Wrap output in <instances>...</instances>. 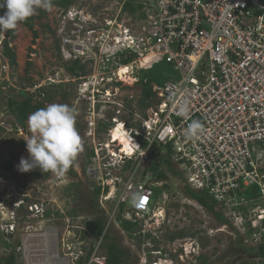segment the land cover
Returning <instances> with one entry per match:
<instances>
[{
    "label": "built area",
    "instance_id": "2783aa9c",
    "mask_svg": "<svg viewBox=\"0 0 264 264\" xmlns=\"http://www.w3.org/2000/svg\"><path fill=\"white\" fill-rule=\"evenodd\" d=\"M143 5V21L120 32L129 41L118 45L117 35L110 45L114 51L100 49L112 69L103 70L98 84H117L113 79L122 66H135L134 83L149 80L139 77L144 64L167 62L177 75L163 85L152 81L155 101L144 112L117 101L107 88L91 89L92 115L95 99L110 94L102 101L110 118L100 107L99 117L86 121L84 137L94 141V156L83 167L89 181L101 188L99 197L115 202L107 223L118 224L122 205L125 220L142 225V219L156 218L158 198L166 196L156 197V190L169 186L158 179L162 168L157 160L170 155L183 188L205 193L228 223L210 233L230 227L245 246L258 248L264 244V0H145ZM119 18L107 26L120 25ZM95 32L90 29L88 35ZM78 46L82 51H72L67 60L86 54V47ZM87 84L82 83L81 92ZM185 105L188 111L182 112ZM192 120L203 125L198 138L185 131ZM104 124L109 127L103 129ZM119 128L128 150L114 137ZM136 193L146 194L141 207L129 202ZM57 257L61 264H79V259ZM41 259L31 261L40 264ZM251 264H264V258H253Z\"/></svg>",
    "mask_w": 264,
    "mask_h": 264
},
{
    "label": "rangeland",
    "instance_id": "374dc122",
    "mask_svg": "<svg viewBox=\"0 0 264 264\" xmlns=\"http://www.w3.org/2000/svg\"><path fill=\"white\" fill-rule=\"evenodd\" d=\"M125 1L78 0L70 11H64L55 6L48 9L40 7L44 16L35 21L36 38L33 32L21 24L13 29V32L8 30L0 33V152H5L9 156L10 151L15 156L12 160L13 173L19 178V185H16L12 180L2 177L0 171V259L14 252L17 256L16 264H26L27 252H30L32 260V257L36 259L42 257L43 252L39 251L56 249L60 258L68 256L73 262H77V259L81 257L84 259L82 264H106V250L102 246L103 238L94 239L87 228L88 223L95 217L92 206L95 200L92 194L96 185L85 176L83 167L88 160L90 147H94V141L84 137L86 121L91 118L96 120L100 107L102 111H108L107 105L102 104V101L106 100L104 97L110 94L95 99L96 104L93 110L95 114L92 115V111H89L91 105L84 100L87 92L84 90L85 93L82 94L81 90L82 83L87 81V87L92 84L98 90L107 88L114 93L110 92L112 97L115 95L117 101L127 102L128 100L127 105L129 103L137 107L140 93L138 83L125 82L119 75L113 79L114 82L120 83L119 85L97 84L102 83L98 76L104 72L103 70L106 67L108 70L112 69V62H109L111 64L109 66L100 49H103L105 53L114 51L116 48L110 46L113 38L118 35L122 39L123 34L120 32L124 27L134 25L135 29L143 21L142 10L138 11L135 17L128 12H121ZM138 1L140 2L137 0L132 4L135 5ZM117 15H120L118 22L120 25L115 28L108 27L107 22L115 20ZM93 28L96 32L88 35V31ZM12 36H14L13 39H11ZM102 38L103 40H100ZM5 39L10 40V47L16 53L15 67H11L9 61L3 56ZM81 40L83 42H80ZM68 41L70 43L66 44ZM122 42L127 43L125 37ZM78 45L86 47L84 53L88 50L84 56L81 55L78 58L81 64L86 65L85 74L82 76H75L68 70L75 61L67 60L70 59L69 54H73L72 51L76 54L75 50L82 51ZM137 66L139 68L141 63L138 62ZM125 67L131 77V71L135 69V66ZM143 75L157 85H163L172 76L177 75V72L169 63L159 62L151 65L144 64L139 77ZM59 85H61L60 88ZM39 89L51 93L54 97L52 103L67 104L73 108L76 121L83 127L81 137L83 147L77 157L76 165L77 177H70L66 173L58 177L49 173L47 179L35 178L32 171L21 173L18 170L21 158H28L25 141L33 133L29 129L28 121L25 128L17 124L9 110V101L21 100L20 92L31 95ZM61 92L66 95L65 98ZM36 99L42 98L36 96L34 100ZM106 113L110 118L111 112ZM117 133L118 130L114 132L116 139H118ZM11 145L15 147L11 148ZM167 182L169 185L167 189L165 187L156 190V197L161 191L166 192V196L160 195L158 198L160 215L155 209L157 216L153 221L142 219L143 232L138 233L136 239L122 232L116 222L106 225L104 233L111 229L119 238L122 248L126 251L127 264L252 263L253 256H250L251 252L247 250L249 246H245L243 239H240L241 237L236 235L233 229L226 227L219 234H210L222 223L217 222L212 213L200 209L195 204L193 206L187 200L182 192L181 180L170 175ZM129 200H126L127 205L131 202ZM96 203L108 222V215L116 208L115 202L112 198L109 201H103L100 196L99 202ZM48 212L50 215L46 216ZM12 224L13 226H10ZM47 230H53L55 233L50 237L51 242L47 241V236V238H33V243H29L31 249L28 251L25 247L26 249L23 250L26 237H37L46 233ZM178 234L183 238L169 240L170 237ZM145 235L150 237L144 238ZM5 243L9 245V248L5 247ZM43 243L48 246V249L42 247ZM188 244L192 245L190 254L186 253ZM55 261H57L56 264H61L58 260H54L53 264ZM49 264H51L50 260Z\"/></svg>",
    "mask_w": 264,
    "mask_h": 264
},
{
    "label": "trees",
    "instance_id": "16d2710c",
    "mask_svg": "<svg viewBox=\"0 0 264 264\" xmlns=\"http://www.w3.org/2000/svg\"><path fill=\"white\" fill-rule=\"evenodd\" d=\"M78 0H51V5L55 7L62 8L64 11H68L70 8H72L74 3ZM137 0H128L123 7V12H128L133 17L136 16V13L138 11H141L144 8L143 3L138 1L137 4H132V2H135ZM4 9H0L1 15L3 14ZM37 14H33L30 16L25 22L21 23L24 27L28 28L31 32H33L34 38L37 37V32L34 31V25L35 21L38 19H41L44 16V12L41 10L40 7H37L36 11ZM13 32V30H10ZM14 36L11 37L13 39ZM3 56L5 59L9 61V64L11 67H15L17 65L16 63V53L15 51L10 47V40L5 39L3 41ZM130 58L124 59L122 61L123 64H128L130 62ZM81 61L79 59L75 60L72 67H70L68 70L75 76H82L85 74L86 65L83 63H80ZM120 83H117L116 85H119ZM140 87V93H139V99L137 103V107L140 111L144 112L147 108L151 107L153 102L155 101V94L153 92L152 88V81L148 80L145 82L144 80H141L138 83ZM61 85H59V88ZM63 98H65L66 95H64L63 92H61ZM21 100H10L9 101V110L14 115L16 122L18 125H20L22 128L26 127V123L28 121L29 115L36 111L39 108L46 107L48 104L52 103L54 101V97L51 95L50 92H47L44 89H39L36 91V93H32L31 95H28V93L20 92ZM39 96V98H42L41 100H34V97ZM128 102V100H127ZM128 106L130 107V104L128 103ZM76 127L82 137V131L83 127L77 122ZM109 125L104 124L103 129L108 128ZM15 147V145H11V148ZM10 155L7 156L5 152H0V171L2 172V177L8 178L15 182L16 185H19V178L14 175V164L12 160L15 158V156L9 151ZM88 159H91L94 156L93 151H88ZM77 159L74 162L73 166L68 170L67 174L70 177H77L78 174L74 170V166L77 163ZM157 162L159 163L158 166L162 168L161 173L158 176L159 180H168V175L172 174L175 178L180 179L179 173L175 170L173 164L171 163V156L170 155H162ZM32 175L37 177H43L45 179L48 178L49 173H43L39 169L32 170ZM166 189L168 186H165ZM164 187V188H165ZM164 192L161 191L160 194ZM183 194L187 198L194 199V201L199 202L202 206H204L210 213L213 214L215 219L219 223L228 224L225 223L222 219V214L220 211L215 209V205L209 200V198L206 196L205 193H199V192H193L188 187H184L182 190ZM101 193V188L98 187L94 190L93 196H94V202L92 203V206L94 208V219L90 221L87 225V228L89 232L91 233L92 237L94 239L98 240L103 238L104 244L102 245L103 248L106 250V264H127L126 260V251L122 248V245L120 244L119 238L114 235V233L110 230H107L105 233V228L107 225V220L105 219V214L103 211L99 210V205H97L96 202H98L99 195ZM124 206L122 205L120 210V214L118 216V225L122 232H124L128 237L130 238H137V234L142 231V225L140 222L134 223L128 220H125L122 217V213L124 212ZM50 212L46 213V216H49ZM150 237L149 235H145L144 238ZM183 238L181 235H175L173 237H170V241H174L175 239ZM240 238V237H239ZM242 239V238H240ZM5 247L9 248V245L5 243ZM251 254L254 252L258 254L261 258H264V244L259 246L256 249H250ZM16 253L11 252L10 255L6 258L0 259V264H16ZM84 259H81L79 261L80 264L84 263ZM243 264H251V263H243Z\"/></svg>",
    "mask_w": 264,
    "mask_h": 264
},
{
    "label": "clouds",
    "instance_id": "9594fccd",
    "mask_svg": "<svg viewBox=\"0 0 264 264\" xmlns=\"http://www.w3.org/2000/svg\"><path fill=\"white\" fill-rule=\"evenodd\" d=\"M141 2L144 3V0ZM51 6V0H0V9H4L3 14L0 15V33L16 29L19 24L25 22L35 13L37 7L48 9ZM123 7L124 5L122 6V12ZM89 86L85 90L87 93L84 96V100L88 104L91 103L88 99L91 95V89H97L92 84H89ZM84 93L82 92V94ZM95 96L97 97V94ZM181 111L187 112V105L183 106ZM76 123L74 109L67 104L52 103L32 112L28 117V126L33 135L25 141L28 158H21L18 170L21 173H27L34 169H39L43 173H52L60 176L66 173L68 175V170L73 166L83 147L82 138ZM202 128L203 125L200 121L192 120L185 131L188 137L198 138ZM145 198L146 194L136 193L131 199V204L135 207H141ZM203 208L208 211L204 206ZM10 226H13V224ZM44 234L41 235L43 236ZM24 245L26 247L25 241ZM44 249H48L46 244H44ZM247 249L250 251L251 248ZM80 260L81 257L79 258Z\"/></svg>",
    "mask_w": 264,
    "mask_h": 264
},
{
    "label": "bare ground",
    "instance_id": "6f19581e",
    "mask_svg": "<svg viewBox=\"0 0 264 264\" xmlns=\"http://www.w3.org/2000/svg\"><path fill=\"white\" fill-rule=\"evenodd\" d=\"M124 40V38H122V39H119V41H118V45H120L121 43H122V41ZM125 40L128 42L129 41V38H125ZM133 44V42H131V45ZM124 67V68H123ZM123 67H121V69H120V73H119V75H120V77L123 79V81H129L130 83H132V82H134V80H131L132 79V77H130L129 75H128V71H126L125 69H126V67L125 66H123ZM129 67V66H128ZM130 68H133V67H130ZM134 70V69H133ZM132 72V71H131ZM117 138L121 141V143H123L124 145H125V147H126V149L128 150V146H127V143H126V141H125V139L122 137L123 136V134H122V132L120 131V129L118 130V133H117ZM159 215H160V213H158ZM222 230H225V229H222ZM220 232H221V230H220ZM54 232H53V230H47L46 231V233L42 236V235H37V237H26V248H28L27 250L29 251V249H31L30 247V244L29 243H31L34 239L33 238H42V237H48V239H47V241H50L51 242V238L50 237H52V236H54ZM46 237V238H47ZM33 243V242H32ZM34 243H35V241H34ZM40 243H41V241H40ZM44 244V243H43ZM51 244V243H50ZM36 246H37V244H35ZM43 248H44V246H42ZM39 249H42L41 247H39ZM191 249H192V245H189L188 244V246H187V250H186V253L187 254H190V251H191ZM27 250H26V252H27ZM32 252H34V251H32ZM40 253H42L43 252V254H42V257H44V259H41V262H40V264H49V260H50V262H51V264H53V261L54 260H58V257H57V253H56V249L54 250V251H39ZM34 253H36V252H34ZM27 260H28V264H33L30 260H31V255H30V252H27ZM35 264V263H34Z\"/></svg>",
    "mask_w": 264,
    "mask_h": 264
},
{
    "label": "flooded vegetation",
    "instance_id": "af4514ba",
    "mask_svg": "<svg viewBox=\"0 0 264 264\" xmlns=\"http://www.w3.org/2000/svg\"><path fill=\"white\" fill-rule=\"evenodd\" d=\"M247 250H248V249H247ZM244 252H245V251H244ZM249 252H251V251H249ZM245 253H248V252H245ZM250 256H253L252 258H258V257H259V255L256 254V253H253V254L250 253Z\"/></svg>",
    "mask_w": 264,
    "mask_h": 264
},
{
    "label": "water",
    "instance_id": "95a60500",
    "mask_svg": "<svg viewBox=\"0 0 264 264\" xmlns=\"http://www.w3.org/2000/svg\"><path fill=\"white\" fill-rule=\"evenodd\" d=\"M154 171H155L156 173H158V171H159V168H158V166H157V165H154Z\"/></svg>",
    "mask_w": 264,
    "mask_h": 264
}]
</instances>
